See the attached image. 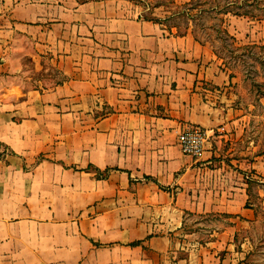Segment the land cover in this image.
<instances>
[{"label": "crops", "instance_id": "obj_1", "mask_svg": "<svg viewBox=\"0 0 264 264\" xmlns=\"http://www.w3.org/2000/svg\"><path fill=\"white\" fill-rule=\"evenodd\" d=\"M136 11L0 0V264H244L235 78ZM188 125L208 131L200 158Z\"/></svg>", "mask_w": 264, "mask_h": 264}, {"label": "rangeland", "instance_id": "obj_2", "mask_svg": "<svg viewBox=\"0 0 264 264\" xmlns=\"http://www.w3.org/2000/svg\"><path fill=\"white\" fill-rule=\"evenodd\" d=\"M126 1L140 17L162 21L171 34H191L235 78L234 107L245 127L225 160L249 185L246 206L254 210L255 219L240 226L232 244L244 264H264V0ZM254 158L258 169L251 167Z\"/></svg>", "mask_w": 264, "mask_h": 264}, {"label": "built area", "instance_id": "obj_3", "mask_svg": "<svg viewBox=\"0 0 264 264\" xmlns=\"http://www.w3.org/2000/svg\"><path fill=\"white\" fill-rule=\"evenodd\" d=\"M209 139L208 131L200 127L182 128L178 135V144L183 154L200 158Z\"/></svg>", "mask_w": 264, "mask_h": 264}, {"label": "trees", "instance_id": "obj_4", "mask_svg": "<svg viewBox=\"0 0 264 264\" xmlns=\"http://www.w3.org/2000/svg\"><path fill=\"white\" fill-rule=\"evenodd\" d=\"M225 34H226L228 37H230L229 34H228L227 32H225Z\"/></svg>", "mask_w": 264, "mask_h": 264}]
</instances>
